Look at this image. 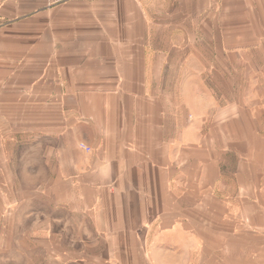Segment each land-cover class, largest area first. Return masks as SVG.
Masks as SVG:
<instances>
[{
    "label": "crops",
    "instance_id": "0c3cea01",
    "mask_svg": "<svg viewBox=\"0 0 264 264\" xmlns=\"http://www.w3.org/2000/svg\"><path fill=\"white\" fill-rule=\"evenodd\" d=\"M0 234V264H264V0H0Z\"/></svg>",
    "mask_w": 264,
    "mask_h": 264
},
{
    "label": "rangeland",
    "instance_id": "374dc122",
    "mask_svg": "<svg viewBox=\"0 0 264 264\" xmlns=\"http://www.w3.org/2000/svg\"><path fill=\"white\" fill-rule=\"evenodd\" d=\"M49 204H52V201L50 200V202H49ZM28 208V209H27ZM26 209L29 211H31V209L32 210H35L34 212H28V214L27 213H25V211H24V209L21 211V216H18V224H17V236L18 237H22V236H24V233H25V231L27 230V228L31 225V224H34L35 222H36V220L37 219H39L40 218V214L38 215V213L36 212V210H38L40 207H38V205L37 206H35V205H33L32 207H27ZM49 222H53V221H56L55 219H56V215H57V213H56V206H50L49 207ZM24 213H25V216H26V214H27V219H26V222H22V219H24L25 218V216H24ZM25 220V219H24ZM51 233H54L53 231H54V229L55 228H53L52 226H51ZM53 230V231H52ZM43 231V232H42ZM31 233H33V234H44V233H46L45 232V230H41L40 228L37 230V231H35L34 232V230L31 232ZM1 235V234H0ZM68 236H69V240H70V242H73V239H72V234H67ZM53 260H54V262H58V261H61V257L59 256H57L56 254H54L52 257H51Z\"/></svg>",
    "mask_w": 264,
    "mask_h": 264
},
{
    "label": "built area",
    "instance_id": "2783aa9c",
    "mask_svg": "<svg viewBox=\"0 0 264 264\" xmlns=\"http://www.w3.org/2000/svg\"><path fill=\"white\" fill-rule=\"evenodd\" d=\"M66 0H52L53 3H61V2H64Z\"/></svg>",
    "mask_w": 264,
    "mask_h": 264
}]
</instances>
